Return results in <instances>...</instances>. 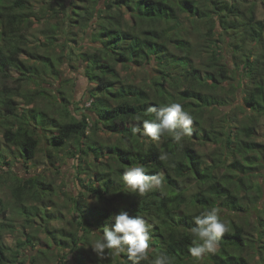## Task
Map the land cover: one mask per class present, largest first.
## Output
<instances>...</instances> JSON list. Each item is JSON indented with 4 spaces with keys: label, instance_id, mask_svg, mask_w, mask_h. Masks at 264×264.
<instances>
[{
    "label": "trees",
    "instance_id": "1",
    "mask_svg": "<svg viewBox=\"0 0 264 264\" xmlns=\"http://www.w3.org/2000/svg\"><path fill=\"white\" fill-rule=\"evenodd\" d=\"M262 17L256 0H0V185L12 199L0 198V264H133L126 253L99 261L90 246L98 238L92 231L122 210L151 225L148 258L140 264L160 253L173 264H251L249 248L261 257L264 208L251 215L241 192H261L253 177L264 169L256 164L264 145L254 141L264 116ZM36 23L45 27L44 42L30 35ZM66 26L78 29L74 44L83 36L92 45L77 53L61 45L57 53L70 34ZM257 46L263 49L254 54ZM69 61L90 85L89 105L76 114L69 92L52 84ZM238 92L243 103L230 117L222 108ZM168 102L194 117L182 146L169 135L151 141L132 134L142 124L137 115L150 118L149 108ZM214 112L223 115L221 131L210 122ZM205 144L219 149L206 154L198 148ZM162 152L168 160L159 159ZM39 158L57 172L68 159L75 162L80 190L64 193L66 213L47 176L14 172ZM132 164L149 176L162 173V185L143 196L126 192L120 174ZM211 207L220 208L229 232L215 253L196 261L188 252L192 218ZM242 213L255 216L257 226L237 223L233 216ZM19 222L20 237L9 246L4 235Z\"/></svg>",
    "mask_w": 264,
    "mask_h": 264
},
{
    "label": "clouds",
    "instance_id": "2",
    "mask_svg": "<svg viewBox=\"0 0 264 264\" xmlns=\"http://www.w3.org/2000/svg\"><path fill=\"white\" fill-rule=\"evenodd\" d=\"M148 115L150 118L135 117L142 124L132 127L134 136L159 141L161 137L169 135L174 144L182 146L184 137L192 134L194 117L181 103L168 102L153 106L148 109ZM159 159L168 160V153L162 152ZM120 181L126 192L143 196L162 185L163 175L157 173L149 176L143 165L132 164L120 174ZM192 219L194 226L190 229L192 239L188 252L190 258L203 261L208 253H215L220 247L221 238L229 232V223L220 215L219 207H211ZM150 228L151 225L142 215H129L122 210L110 216L101 230L92 231L98 238L90 246L99 261L126 253L133 264H140L148 258ZM152 264H173V258L160 253L152 260Z\"/></svg>",
    "mask_w": 264,
    "mask_h": 264
},
{
    "label": "rangeland",
    "instance_id": "3",
    "mask_svg": "<svg viewBox=\"0 0 264 264\" xmlns=\"http://www.w3.org/2000/svg\"><path fill=\"white\" fill-rule=\"evenodd\" d=\"M247 1L251 2L254 0H247ZM256 4H257V16L259 19H262L263 18L262 16L264 15V5H262L259 0H256ZM39 5H40L39 2L34 3V7L36 10L39 8ZM44 28L45 27L43 25L36 23L31 28L30 35H32L36 39H39L41 42H44L45 38H44V35L42 34V31ZM66 28H68V31L70 34L67 36H64V38H61L62 41H59V44H57V46L55 47L57 53L63 50L62 49L63 46L67 48L66 52H69L71 50L73 51V53H77L80 50V48L87 49L88 47H90V45H92V42H90L91 40L83 36H80V37L78 36L79 38L76 37L77 43L74 44V41L72 39L75 37L72 34L77 32L78 29L74 27H69V26H66ZM61 45L63 46L61 47ZM262 49H263L262 46L254 47L253 53L258 54L260 51H262ZM226 57L230 65L229 67L230 69H232L233 67L232 56L227 54ZM59 68L61 71V80L58 82L52 81V84L54 85L53 89L62 88L69 92L70 97H71L70 100L72 102L70 109L73 111V114H76L77 112L75 111V108H80L83 110L85 107L89 105V103H87V98H88L87 89L90 87V85L83 75V69L81 67H78L75 61L66 62L62 64ZM231 83H234V82H231ZM224 84L226 86L227 82ZM231 99L233 101L232 106L222 108V110L227 111L230 117H232V111H236L237 105L243 103V95L241 94V92H238L236 96L234 97L232 96ZM39 105L42 107H46L45 101L40 102ZM206 114H208V112ZM222 116L223 115L218 112H214L211 115L210 122L213 123V125L218 131H221L220 127H225L224 123L222 122V119H223ZM239 118H241L240 115H239ZM207 122L210 123L209 119L207 120ZM260 123L261 125H260L259 130L257 131V135L255 136L254 141H257L258 143H261L264 145V116L261 117ZM205 124L208 125L207 123ZM231 128H234V127L231 126ZM100 135L103 139L109 142L113 141V137L109 135H104V134H100ZM218 147L219 146L215 144H205L202 146L200 145L198 146L199 150L202 152H205L206 154L215 151V149H217ZM251 155L256 156L253 153ZM259 157H260V160L256 164L257 165L263 164L264 166V151L262 152V155H259ZM74 163L75 162L72 159H68L64 164L59 166L60 168H59V171L57 172L56 168L51 166L50 163H47L45 159L39 158L37 162H35L29 168L28 167L26 168L25 165L17 164V166L14 168V172L22 177H28L32 175L34 176V175H39V174H43L47 176L48 180L52 181L54 185L58 188L57 202L61 206L63 213H66L65 208H63L64 207L63 205H65L64 202L66 201V197L64 193H71V195L76 196L80 190L79 184L75 180ZM255 173H256V176L253 177V183L257 185L259 184L258 187L259 189H261V192L256 191V188L252 190L250 189L242 190L241 192L242 197H244L242 202L248 205V210L249 212H251L250 213L251 215L254 212L253 211L254 209L258 208L261 210L262 208H264V169L255 171ZM0 198H2V200L6 204L11 203L12 199L9 194V189L5 185H0ZM253 199H255V204H248L249 200L252 201ZM8 212H9V215L13 217L11 215L12 211H8ZM250 214L249 216H245V214L242 213V217L233 216V218L235 219L237 223L245 222V221L249 222L250 223L249 229H252L254 225L257 226L255 222L257 218H255V216L254 217L250 216ZM242 218H245V219H242ZM15 224L18 227V228L16 227L15 232L6 233L3 239L7 245L12 246V247L14 246L16 238L20 237L19 231L22 230L21 229L22 222L15 223ZM54 224L57 226L63 225L61 221H57ZM250 232L252 233V231ZM28 253L30 254V252ZM245 254L248 259L251 258L250 259L251 264H260L262 261V258L264 257L263 256L264 253L262 254L261 257L259 256L258 252L256 254L253 253L252 248L246 249Z\"/></svg>",
    "mask_w": 264,
    "mask_h": 264
}]
</instances>
